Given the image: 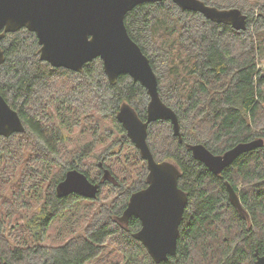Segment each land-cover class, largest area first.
<instances>
[{
  "label": "trees",
  "instance_id": "1",
  "mask_svg": "<svg viewBox=\"0 0 264 264\" xmlns=\"http://www.w3.org/2000/svg\"><path fill=\"white\" fill-rule=\"evenodd\" d=\"M203 1L239 8L246 29L171 0L142 3L124 17L182 136L168 120L147 129L155 160L179 167L178 185L188 194L176 254L159 263L134 236L139 219H115L130 194L147 185L146 162L116 119L124 101L145 119V88L128 74L110 83L99 57L80 72L40 60L37 37L26 28L1 38L0 94L25 130L0 136V264H256L264 246V142L219 175L186 144L222 153L264 141V0ZM94 155L98 162L87 160ZM73 168L98 183L95 199L56 194ZM225 181L246 217L229 201Z\"/></svg>",
  "mask_w": 264,
  "mask_h": 264
},
{
  "label": "water",
  "instance_id": "2",
  "mask_svg": "<svg viewBox=\"0 0 264 264\" xmlns=\"http://www.w3.org/2000/svg\"><path fill=\"white\" fill-rule=\"evenodd\" d=\"M150 1L162 0H0V40L7 32L26 28L37 37L40 60L80 72L85 63L99 57L110 83H115L120 74H128L145 88L148 95L145 119L125 101L120 104L116 119L146 162L147 185L130 194L126 207L115 219L127 224L130 217L138 218L141 226L134 236L159 263L176 254L188 194L178 185L179 167L171 160H155L147 142L149 124L161 119L168 120L173 135L182 140L177 114L161 99L149 58L129 36L124 23L128 11ZM171 1L181 10L198 12L208 20L229 24L235 30L247 27V15L237 7L219 8L203 0ZM3 61L4 52L0 47V64ZM24 130L18 112L0 94V136ZM263 142L262 138L238 142L222 153H213L202 143L186 146L194 158L219 175L241 154ZM106 176L105 171L104 178ZM225 186L229 201L246 217L234 188L227 181ZM55 191L60 197L74 193L95 199L99 185L73 168L66 171ZM256 264H264V246L261 254L256 253Z\"/></svg>",
  "mask_w": 264,
  "mask_h": 264
},
{
  "label": "rangeland",
  "instance_id": "3",
  "mask_svg": "<svg viewBox=\"0 0 264 264\" xmlns=\"http://www.w3.org/2000/svg\"><path fill=\"white\" fill-rule=\"evenodd\" d=\"M261 67H264V64H262ZM97 148H98V146H97ZM97 148H96V150H97ZM96 150H95V151H96ZM96 156H97V155L91 156V157L88 158L87 160H88V161H91V162H98V160L96 159Z\"/></svg>",
  "mask_w": 264,
  "mask_h": 264
}]
</instances>
